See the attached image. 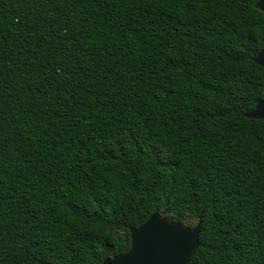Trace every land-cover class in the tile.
<instances>
[{
	"label": "trees",
	"instance_id": "trees-1",
	"mask_svg": "<svg viewBox=\"0 0 264 264\" xmlns=\"http://www.w3.org/2000/svg\"><path fill=\"white\" fill-rule=\"evenodd\" d=\"M256 4L0 0V264H103L157 208L264 264Z\"/></svg>",
	"mask_w": 264,
	"mask_h": 264
},
{
	"label": "water",
	"instance_id": "water-1",
	"mask_svg": "<svg viewBox=\"0 0 264 264\" xmlns=\"http://www.w3.org/2000/svg\"><path fill=\"white\" fill-rule=\"evenodd\" d=\"M264 12V0H257ZM264 67V46L254 57ZM251 118H264V97L247 112ZM201 222L195 226L161 214L157 208L141 225L133 226L127 251L104 259L103 264H193L200 245Z\"/></svg>",
	"mask_w": 264,
	"mask_h": 264
},
{
	"label": "rangeland",
	"instance_id": "rangeland-1",
	"mask_svg": "<svg viewBox=\"0 0 264 264\" xmlns=\"http://www.w3.org/2000/svg\"><path fill=\"white\" fill-rule=\"evenodd\" d=\"M187 222L193 224V223H195V220H194V218L189 217Z\"/></svg>",
	"mask_w": 264,
	"mask_h": 264
}]
</instances>
